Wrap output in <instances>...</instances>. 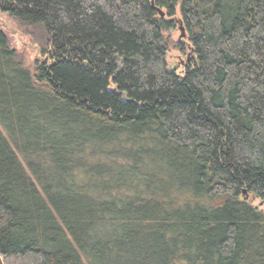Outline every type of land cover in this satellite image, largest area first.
I'll list each match as a JSON object with an SVG mask.
<instances>
[{"label":"trees","instance_id":"obj_1","mask_svg":"<svg viewBox=\"0 0 264 264\" xmlns=\"http://www.w3.org/2000/svg\"><path fill=\"white\" fill-rule=\"evenodd\" d=\"M0 11V264H264V0Z\"/></svg>","mask_w":264,"mask_h":264},{"label":"rangeland","instance_id":"obj_2","mask_svg":"<svg viewBox=\"0 0 264 264\" xmlns=\"http://www.w3.org/2000/svg\"><path fill=\"white\" fill-rule=\"evenodd\" d=\"M177 17L180 18L181 17L180 14H178ZM176 23L178 24V26L174 30L168 32V34L171 36V39L173 40H181L185 44V49L180 50L175 46L170 47L167 54V62L169 67L173 69L176 68L178 72H180V74L184 76L186 72V68L183 66V64L187 60H189L193 50L187 36L182 32L183 25L181 21L177 20ZM0 28L7 31V33L11 36V44L19 51L26 65L32 67L34 61L39 56L38 53L39 44H37L36 41L33 39L29 29L28 32L25 33L24 30L20 27L18 22L13 17L1 11H0ZM34 33L38 34V32L36 31H34ZM248 198L249 201H251L254 205H256L261 209H264V204L259 198L255 197L254 195H249Z\"/></svg>","mask_w":264,"mask_h":264},{"label":"water","instance_id":"obj_3","mask_svg":"<svg viewBox=\"0 0 264 264\" xmlns=\"http://www.w3.org/2000/svg\"><path fill=\"white\" fill-rule=\"evenodd\" d=\"M245 192V191H244Z\"/></svg>","mask_w":264,"mask_h":264}]
</instances>
